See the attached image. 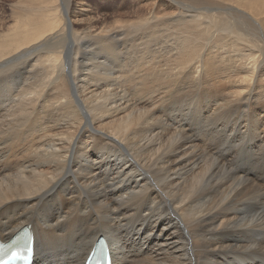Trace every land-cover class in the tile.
<instances>
[{"label":"bare ground","instance_id":"obj_1","mask_svg":"<svg viewBox=\"0 0 264 264\" xmlns=\"http://www.w3.org/2000/svg\"><path fill=\"white\" fill-rule=\"evenodd\" d=\"M40 1L43 7L39 18L21 13L14 27L5 29L0 25V78L24 68L34 79L11 92L16 106L9 103L1 108L0 238L9 239L25 225H31L35 235V264H83L101 235L109 245L113 264H264V184H252L255 179L248 172L237 170L233 174L229 165L233 159L229 154L216 152L210 157L213 161L206 158L202 160L204 163L197 162L202 148L189 134L184 140L175 137L173 145L162 146L142 143L140 118H127L123 127L117 124L115 136L95 127L96 120L125 109L128 88L119 76L113 77V70L119 65L128 70L129 61L125 65L120 63L115 58L119 50L111 43L108 52L113 58L109 60L116 64L99 62L94 50L85 47L84 33L75 34V44L80 46L70 55L71 60L64 58L61 45H65L68 32L73 33V25L55 17L56 3ZM231 2V6H225L229 9L227 13L215 8L218 13L212 15L210 26L220 25L224 31L222 36L212 39L182 28L174 17L169 23L159 22L160 28L158 22H153L159 20L158 16L139 19L133 29L136 32L145 29L149 35L136 44V50H141L139 54L133 51L138 68L145 62L155 63L157 56L150 51V41H144L161 43L163 38L162 47L154 52L159 51L157 57L167 56L164 62L168 70L171 58L175 57L183 59L172 60L177 63L174 71L178 76L187 69L202 66L212 71L214 64L205 65L203 60L223 56L229 63L224 67L226 74L222 75L237 85L240 91L235 93L254 98L257 103L263 100L257 90L258 86H264V0H222V4ZM186 9L199 13L213 11L211 7ZM163 24L175 31L170 32ZM115 31H111V39ZM179 33L189 34L193 40L189 41L187 36L167 50L169 39L165 35ZM197 40L208 43L202 48ZM231 44L233 54L228 53ZM79 68L88 69L96 80L84 77L86 85L82 87L93 86L90 91L84 89L90 94L85 100L74 98L71 92V87L76 91L81 86ZM136 72L140 75L139 70ZM215 78L219 76L206 81ZM26 79L31 78L11 79L6 84L12 87ZM153 79H157L156 75ZM144 85L146 90L148 86ZM103 86L107 88L102 89ZM45 101L48 103L45 112L50 117L47 122L53 123L51 131L48 125L31 124L26 119L35 105ZM219 110L221 105L213 111L217 114ZM59 113L64 117V125L69 126L56 132L54 124ZM262 113L247 114V120L250 115L264 119ZM136 114H142L144 120L153 113L141 109ZM84 118L91 119L86 122ZM21 140L26 145L19 147ZM10 153L16 157V163L10 162ZM182 163L185 168L179 169L178 164ZM153 173L164 183L155 184ZM172 175H178L179 179H173Z\"/></svg>","mask_w":264,"mask_h":264},{"label":"rangeland","instance_id":"obj_2","mask_svg":"<svg viewBox=\"0 0 264 264\" xmlns=\"http://www.w3.org/2000/svg\"><path fill=\"white\" fill-rule=\"evenodd\" d=\"M47 1H52L56 3L55 5L56 8H58V10H57V15L55 17L61 19L62 21L63 20L69 21V25L70 23L73 25L72 26L73 33L68 32L67 36L64 37L65 45H61L62 46L61 50H65L64 58L68 57L70 58L69 60H71V56L74 55L77 46H80V44H75V39H76L75 34L84 33L85 41H87L85 43V47L88 45L87 47L89 49L94 50V57L96 60H98L99 62H104L106 63V65L108 64L114 66L116 64L115 63L116 61L114 62L109 60V57L113 58V56L108 52V45L112 43L114 48L119 50V54L118 55L116 54L115 58L118 59L120 63L122 64L124 63V65L125 63L127 64V62H125L127 60L129 61L128 64H130V67H133V68L129 67V69L127 70L125 66L119 65L115 69L116 72L115 70H113V72L115 73L113 77L119 76L121 80L120 82L123 83V85L126 88H128V89L125 88L129 100L123 105L125 109L121 112L113 113L112 115H106L105 119L101 118L96 120L95 127L99 128L103 132H109L110 135L115 136L114 134L117 132V130L114 127H116L117 124L120 123L123 127L127 118L132 117L135 120H138L140 118V127L142 130V143L161 144L162 146L173 145L175 143H173L172 140L175 137H180L182 140H184L186 134L187 135L189 134V136L196 141L195 143H198L202 148L201 152L199 151L200 153H198V156L196 157L197 162L204 163L207 159L213 161V159L211 158L215 156L216 152L221 153L222 155L229 154L233 159V161L229 164L231 165L230 168H232L231 171L233 174L236 173L237 170L242 172H248L255 179L252 182V184L255 183L264 184V168H263L264 167V142H263L264 119L263 117H258L257 115L256 116L250 115L247 120V116L250 113L256 111H260L261 113L263 112L264 86H258L257 92L261 93L260 98H263V100L259 101L258 103L254 98L248 99L246 97H243L239 93H235L236 91H240L238 90L239 88L237 87V85H233L229 78L224 77V75H222V73L226 74L224 67L226 66L227 63H229V59L223 58V56L206 57L203 60V63L205 65L210 63L214 64L215 69H212V71H209L205 66H202L200 68L187 69L186 73L178 76V74H176L177 71H174L176 69L175 66L177 63L174 64L172 60L181 61L183 59L181 58L176 59L175 57H172L171 58L172 60L169 63L171 67H169L168 70L165 65L166 63L164 62L167 56L157 57L159 51L154 52V49L159 50V48L162 47L161 45L163 43L162 41H165V39L163 38L161 39V43L156 40H154V42L153 40L144 41V43L150 41V45L149 44L147 45L150 46V51L152 54L157 53L156 56L157 58L155 57V63L147 64L145 62L141 67L138 68V65L136 64L137 62L136 54L134 55L133 53V51L135 50V52L138 51L137 54H139L141 50L139 48L136 50L137 48L136 44L138 45V43L142 42V40L147 39V36L149 35L148 31L145 29L144 30L142 29L141 31L138 32H136L133 29L135 23L139 22L143 17H151V19H153V16L156 17L158 16L157 18H159V20L156 19L153 20V22L155 23L158 22V25L160 24L159 22L167 23L168 21H173L170 19L174 17L182 28L189 29L194 34L198 33L210 37L208 39H212L214 38L213 36L215 37L222 36L223 35L222 32L224 31V29L221 28L220 25L210 26L212 21L211 18L212 15L214 13L215 14L218 13V11H216L215 8L220 7L221 10L224 11V13H227L229 9H226L225 6H231L232 2L227 4H222V0H47ZM42 7L43 5L40 0L37 2H32V0H0V25L3 24L2 27H5V29H7L10 26L14 27L16 25L17 16L18 14L21 13L34 15L37 18H39L38 13L41 12ZM188 7H190L191 9L196 7L197 8L211 7L213 11L212 12L204 11L199 13L197 11H194L195 9L192 11L187 10L186 8ZM183 11H186L187 14H183ZM165 25L163 24V27H165ZM87 28L89 30H87ZM165 28L169 29L170 32H172V30L175 31L173 28H168V27ZM114 30L117 31L112 33L111 35L112 39H111L109 35L111 34V31ZM131 32L132 33L134 32L133 33L134 35H131ZM165 36H167L169 39V42L167 44L168 47H166L167 50L169 49V47L172 46L175 47L177 45L178 40L187 38V36L189 41L193 40L191 37H189L190 36L189 34L179 33L173 36L170 35H165ZM105 40L112 42L107 43ZM197 41L201 44L202 48H205L208 43L207 40H205L204 42L200 40ZM66 42L68 45L66 44ZM91 43H93L92 47L90 46ZM127 51L128 53H126ZM176 51L177 50H175L174 52ZM130 52L133 53L132 56H134L133 58H135L136 60L132 58L131 56L132 53ZM144 52L145 51H143L141 55ZM233 52H234V47L231 44L229 46L228 53L233 54ZM214 57H217L216 58L217 61L213 60ZM121 60L123 62H121ZM139 60L141 62H144V59H139ZM89 66L91 67L90 64ZM123 67L125 68V71ZM70 68H72V66L69 67V73L71 72ZM171 68H173V70ZM138 70L140 71V75H138L136 72ZM213 70L214 71L216 70L217 73H214ZM130 71L132 72V74ZM171 73H173V75H171ZM80 74H81L80 76L81 80H79L78 83H80L81 86L78 87L76 91H74L73 88L71 87V92L74 98L79 97L85 100L90 96V94L87 95L86 92H84V89H89L90 91L93 89L92 88L93 86L91 88H87L88 86L86 88H83L82 85H86L84 77L87 76L92 81H96V80L92 75H90L88 69L86 68H81ZM4 75L5 76H2L0 78V114L3 113V110L1 108L4 105L6 106L7 104L10 103L11 105L14 104L16 106L17 103L14 102V99L11 95L12 93L16 92L18 89H21V86L23 87L24 82L31 83L32 81H34V79H32L33 76H31L28 71L25 72L24 68H21L19 71L16 72L10 71L7 75L6 74ZM155 75L157 79H153ZM27 76L31 79L28 80L26 79L27 81L26 80L18 81L12 87L6 84L8 80L9 81L11 79L18 80L21 77L27 78ZM181 76L183 77L181 78ZM216 76H219V79L215 78L213 79V81L210 82L206 81L207 79L214 78ZM222 76L224 77V79L221 78ZM98 82H102V80H99ZM138 83H143V85L139 86ZM144 83L147 84L148 86L146 90H144V86H145ZM210 83H212V85ZM228 83L231 84L230 87H228L227 85ZM4 87H10V89H3ZM105 88L107 87L103 86L102 89ZM140 88L142 89L141 91H139ZM215 88L219 89V91L215 92L214 90ZM128 90H130L131 92ZM230 92H234V93H230ZM75 93L78 95H76ZM46 95H48V93H46ZM2 97H4V99ZM234 98L236 99V102ZM240 98L242 99L244 98L243 99L244 101ZM237 100L239 102L240 101L243 102L239 103ZM260 102L262 103V105ZM95 103L96 102H93L92 105L94 104L93 106H95ZM47 104H48L47 101H45L43 103L40 104L38 103V105H35L31 110L32 113H30V115H28L26 119L31 120L30 121L31 124L39 122V123H43L44 126L48 125L51 131L53 127V123L47 122L50 119V117L47 116L48 115L47 112H45V108ZM128 104L129 106L127 107ZM164 104L166 105L164 106ZM218 105L219 106L221 105V110H219L218 113L215 114L213 110H215V108H217ZM242 106L243 109L246 108L244 111L242 110ZM141 109L150 110L152 111L153 114H150L148 118H144V120H142V114H136V111L138 110L139 112ZM33 110L37 113L35 114ZM229 110H231L232 113ZM48 111L50 112V110ZM225 113L227 114V116L224 115ZM221 115H223L224 117H222ZM243 115H245L246 118ZM207 117L208 119H206ZM220 117H222L223 119L222 118L220 119ZM227 117L229 120L227 119ZM89 119L84 118L83 120L87 122ZM63 120L64 117L62 113H59L58 122L55 121L56 123L54 124L55 126L59 127V128L55 127L56 132L68 128L69 125H64V123L66 122H64ZM132 128L135 129V132L138 131L139 129L136 126H133ZM121 133L125 134L124 131H121ZM238 139L239 140L241 139L240 142L238 141ZM8 143L9 142H7V144ZM195 143L193 142L192 144ZM25 145H26L25 141L21 140L19 147ZM10 154H11L10 162L16 163L17 161L16 157L13 156L14 155L13 153ZM5 155L6 154L2 155V157H5ZM202 160L205 161L202 162ZM185 164H188V161H186ZM185 164L183 163L178 164V168L184 169ZM181 172H184V170H182ZM137 175H138L137 177H139V173H137ZM147 175L149 176V181H150L151 178L148 172ZM153 176H155L153 178L155 179L156 182L155 184L164 183L163 180H160L159 175L153 173ZM187 176L191 177V175L188 174ZM172 177L173 179H179L178 175H172ZM151 184H152V180H151ZM184 184H186V182Z\"/></svg>","mask_w":264,"mask_h":264}]
</instances>
